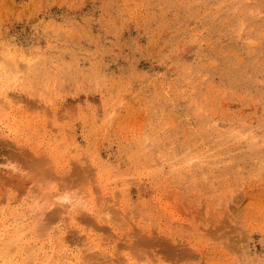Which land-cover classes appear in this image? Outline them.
<instances>
[{
    "label": "rangeland",
    "instance_id": "obj_1",
    "mask_svg": "<svg viewBox=\"0 0 264 264\" xmlns=\"http://www.w3.org/2000/svg\"><path fill=\"white\" fill-rule=\"evenodd\" d=\"M1 263L264 264V0H0Z\"/></svg>",
    "mask_w": 264,
    "mask_h": 264
},
{
    "label": "bare ground",
    "instance_id": "obj_2",
    "mask_svg": "<svg viewBox=\"0 0 264 264\" xmlns=\"http://www.w3.org/2000/svg\"><path fill=\"white\" fill-rule=\"evenodd\" d=\"M1 256H2V255H1ZM1 259H4L3 261H6V260H7V261L9 262L8 259L4 258V255H3V257H2ZM7 261H6V262H7ZM1 264H4V263H1ZM6 264H9V263H6Z\"/></svg>",
    "mask_w": 264,
    "mask_h": 264
}]
</instances>
